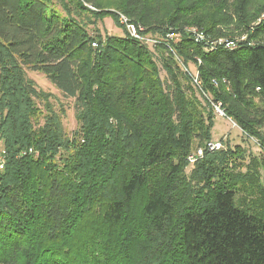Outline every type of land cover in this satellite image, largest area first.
I'll return each mask as SVG.
<instances>
[{"label": "trees", "instance_id": "1", "mask_svg": "<svg viewBox=\"0 0 264 264\" xmlns=\"http://www.w3.org/2000/svg\"><path fill=\"white\" fill-rule=\"evenodd\" d=\"M101 6L0 0V264H264V0ZM118 13L157 42L80 19ZM218 102L261 154L205 148Z\"/></svg>", "mask_w": 264, "mask_h": 264}, {"label": "rangeland", "instance_id": "2", "mask_svg": "<svg viewBox=\"0 0 264 264\" xmlns=\"http://www.w3.org/2000/svg\"><path fill=\"white\" fill-rule=\"evenodd\" d=\"M95 1L102 5L101 7L96 8L97 11L114 10V6L116 5L117 2V0H95ZM80 19L86 22L85 24L90 33L95 31L101 34L108 33L111 35L119 36V35H123V32H125L127 35H129L124 27L125 25L122 24V26L124 27V31H123L122 28L119 27L120 25L119 26L116 25V22L110 16H104L100 19L93 18V20H90L92 19V17L90 18L87 16L83 17L81 15ZM189 69L191 71V74L194 75L195 73H197L195 66L191 63L189 64ZM26 74L29 78H31L34 81L36 87L39 90L49 94V97L47 99L49 105L53 108V110L61 114L62 124L65 129V132L67 134H71L77 127V122L75 119L74 99L63 96L61 92L56 89V87L48 80V78L44 74L31 70H27ZM160 76L163 79L166 78V73L161 67H160ZM36 103L41 109H43V105L41 102L39 103L38 101H36ZM214 121H215L214 126L211 130L212 131L211 139L221 140L222 144H224V142L227 140L230 143L229 145L231 146L238 144L241 147L245 148L247 151H249L251 154L254 155L261 154L260 148L256 143V140L254 138L251 137L248 138L247 136H245L242 133L241 129L238 126H236V124L231 119L226 118L222 113H219L215 108H214ZM193 163H190L189 167L186 168V172L189 171Z\"/></svg>", "mask_w": 264, "mask_h": 264}, {"label": "built area", "instance_id": "3", "mask_svg": "<svg viewBox=\"0 0 264 264\" xmlns=\"http://www.w3.org/2000/svg\"><path fill=\"white\" fill-rule=\"evenodd\" d=\"M85 5L87 7H89L90 9H95L93 6H91L90 4H87L85 3ZM264 16V14L262 15ZM118 18H119V22L121 24H124L125 26V29L126 31L128 32L129 36L132 37V38H135L143 43H146L148 45H152L153 43H156L157 40L154 39V37H151V36H148V35H143L140 30L142 29L140 26H136L134 25L133 23H131L129 21V19L122 13H118ZM191 31L194 33V36H195V39H202L203 38V34L201 32H199L198 30H196L195 28H191ZM217 43H223L226 47H232L234 46V41H229L227 39H223V38H220L217 40ZM93 46L96 45L95 42L92 43ZM192 76V80L193 82L199 86V80H198V77H197V73H195L194 75L191 74ZM215 82V81H214ZM214 105V108L219 112V113H223L222 109L220 108V103H216V104H213ZM222 141L221 140H214V139H211L209 141H207L205 143V148L209 151H213V150H218L219 148L222 147ZM202 151H203V147H196L195 150L193 152H191L189 155H188V162L190 163H193L195 162V160L198 158V157H201L202 155ZM0 167H1V156H0Z\"/></svg>", "mask_w": 264, "mask_h": 264}]
</instances>
